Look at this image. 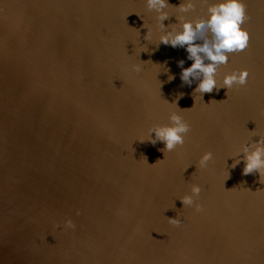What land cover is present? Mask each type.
I'll return each mask as SVG.
<instances>
[{"label": "water", "instance_id": "obj_1", "mask_svg": "<svg viewBox=\"0 0 264 264\" xmlns=\"http://www.w3.org/2000/svg\"><path fill=\"white\" fill-rule=\"evenodd\" d=\"M210 2L180 13L168 0L162 23L206 17ZM241 2L247 47L215 75L247 81L201 99L179 78L184 48L156 45L145 0H0V264H264V184L242 174L243 153L229 167L264 139V0ZM170 108L189 131L163 159L162 142L140 139ZM192 183L200 211L177 199Z\"/></svg>", "mask_w": 264, "mask_h": 264}, {"label": "clouds", "instance_id": "obj_2", "mask_svg": "<svg viewBox=\"0 0 264 264\" xmlns=\"http://www.w3.org/2000/svg\"><path fill=\"white\" fill-rule=\"evenodd\" d=\"M145 4L147 9L154 11L157 25L162 30L156 45L165 44L173 48L182 47L187 54L186 59L192 61L189 66L184 67L185 60H177V66L180 67L179 78L183 84L189 86L193 81H198L192 91L200 93L201 99L204 93L212 92L214 88L219 90L223 87L227 90L233 84L244 85L246 83L248 77L247 69L233 70L226 73L219 82L215 75L218 66L227 62L229 53L241 51L247 47L248 34L240 27L244 17L241 0H212L207 5L206 17L189 20L179 16L177 17L179 20L178 28L172 26L170 29L169 26L165 27L162 23L169 17V12L166 11L170 6L168 0H145ZM174 7L180 13H184L192 9L193 3L192 0H181V3ZM149 36L150 33L147 29L144 40L149 39ZM198 40L200 41L199 43L196 42ZM141 51L146 50L142 49ZM164 64L166 65V62ZM131 70L138 73L141 71V65L134 63L131 65ZM163 71L167 73L168 81L174 78V74L166 66L163 67ZM181 96H183L182 92L177 95L176 100ZM176 100L172 102L165 101L170 106L174 105L176 109H181L177 106ZM167 118L169 123L149 127L146 135L140 139L141 141L147 140L152 144L157 141L162 142L163 148L158 150L163 153V159L167 152L184 143L185 134L189 131V124L180 112L170 108ZM153 133L154 135H151ZM239 153H243L244 166L242 174L247 175L255 171L258 173L259 182L264 184V139L251 144H242L236 153L229 155V157H237L232 160V164L229 167H235L240 163ZM212 157L213 153L211 151H204L198 157L195 168H204ZM157 160L152 164H155ZM200 192L201 186L198 183H192L189 187V192L179 196L177 199L181 201L183 207H194L195 211H200V203L195 202V198H198ZM76 214L79 215V209L76 210ZM168 220L175 225L181 223L178 215L176 218H168ZM56 227L61 228V225L58 224ZM75 227L76 225L71 218H65L62 222V229H74ZM50 234L55 239V236L52 233ZM149 236L151 237L150 233Z\"/></svg>", "mask_w": 264, "mask_h": 264}]
</instances>
